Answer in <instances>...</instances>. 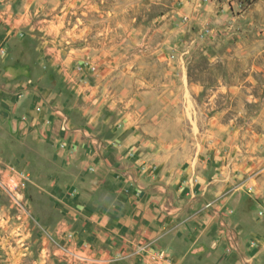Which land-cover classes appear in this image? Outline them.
<instances>
[{
	"label": "rangeland",
	"instance_id": "obj_1",
	"mask_svg": "<svg viewBox=\"0 0 264 264\" xmlns=\"http://www.w3.org/2000/svg\"><path fill=\"white\" fill-rule=\"evenodd\" d=\"M5 10L0 64L28 63L55 114L91 121L113 154L195 183L194 207L177 199L183 217L224 216L225 251L181 264H264V0H0ZM55 143L0 121V264H115L80 248V221L62 225L47 187L81 175Z\"/></svg>",
	"mask_w": 264,
	"mask_h": 264
},
{
	"label": "crops",
	"instance_id": "obj_2",
	"mask_svg": "<svg viewBox=\"0 0 264 264\" xmlns=\"http://www.w3.org/2000/svg\"><path fill=\"white\" fill-rule=\"evenodd\" d=\"M9 12L0 11L2 22L10 21L3 15ZM22 20V16L14 17L17 23ZM5 44L1 38L0 46ZM30 74L28 63L10 65L2 60L0 121H9L22 133L39 126L61 147L57 155L71 165L70 174L81 175L80 179L71 176L68 184L51 182L47 187L52 190L48 193L52 202L56 198L62 206V225L70 231L71 220L80 221V239L84 238L80 248L87 244L91 254L108 252L115 264H146L149 260L181 264L187 256L225 251L230 237L223 215L200 207L182 216L183 204L177 199L189 196V206L194 207L198 200L193 197L199 191L195 183L135 166L122 152L113 154L111 146H102L89 131L91 121H62L52 109L54 93L31 84ZM54 136H59L60 143Z\"/></svg>",
	"mask_w": 264,
	"mask_h": 264
},
{
	"label": "built area",
	"instance_id": "obj_3",
	"mask_svg": "<svg viewBox=\"0 0 264 264\" xmlns=\"http://www.w3.org/2000/svg\"><path fill=\"white\" fill-rule=\"evenodd\" d=\"M16 187H17V184L15 183L14 188ZM16 189L19 191L18 187ZM15 199L18 200V198H15ZM146 264H155V263L150 261V262H147Z\"/></svg>",
	"mask_w": 264,
	"mask_h": 264
}]
</instances>
